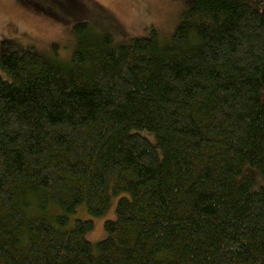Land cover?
<instances>
[{"label": "trees", "instance_id": "obj_1", "mask_svg": "<svg viewBox=\"0 0 264 264\" xmlns=\"http://www.w3.org/2000/svg\"><path fill=\"white\" fill-rule=\"evenodd\" d=\"M193 2L168 40L77 24L67 69L1 57L0 264H264V0ZM114 196L94 244L71 216Z\"/></svg>", "mask_w": 264, "mask_h": 264}, {"label": "rangeland", "instance_id": "obj_2", "mask_svg": "<svg viewBox=\"0 0 264 264\" xmlns=\"http://www.w3.org/2000/svg\"><path fill=\"white\" fill-rule=\"evenodd\" d=\"M194 0H0V60L5 54L33 51L45 63L70 67L78 47L75 26L87 23L96 34H109L115 44H126L132 38L147 37L152 33L168 40ZM30 2V3H28ZM45 9H39L36 4ZM0 78L9 76L2 71ZM264 94V64L260 72ZM144 135L155 142L153 134ZM245 174L255 180L254 190L264 185V177L251 167ZM123 196V195H121ZM121 196L111 199L107 212L91 216L86 207H80L71 216V225L77 218L92 219L94 228L87 234L92 243L105 239V223L117 219V203Z\"/></svg>", "mask_w": 264, "mask_h": 264}]
</instances>
